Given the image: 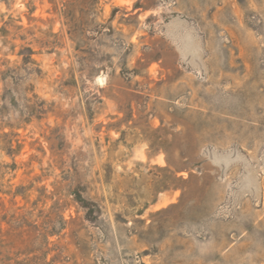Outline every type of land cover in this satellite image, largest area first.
I'll use <instances>...</instances> for the list:
<instances>
[{
    "label": "rangeland",
    "instance_id": "rangeland-1",
    "mask_svg": "<svg viewBox=\"0 0 264 264\" xmlns=\"http://www.w3.org/2000/svg\"><path fill=\"white\" fill-rule=\"evenodd\" d=\"M0 264H264V0H0Z\"/></svg>",
    "mask_w": 264,
    "mask_h": 264
}]
</instances>
